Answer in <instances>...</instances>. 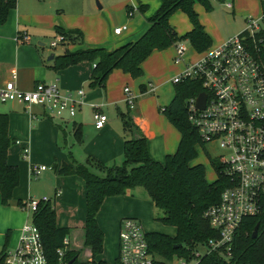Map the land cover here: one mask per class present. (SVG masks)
Listing matches in <instances>:
<instances>
[{
  "label": "crops",
  "instance_id": "1",
  "mask_svg": "<svg viewBox=\"0 0 264 264\" xmlns=\"http://www.w3.org/2000/svg\"><path fill=\"white\" fill-rule=\"evenodd\" d=\"M98 1L99 4L95 6L93 0H16V5L8 12L5 22L0 24V84L12 80L18 88L29 89L36 81L55 80L62 90L80 88L83 91L81 102L74 114L63 119L42 114L38 106H31L28 112L25 105L16 101H6L0 104V112L7 113L8 117L7 135L14 139L13 145L7 149L6 160L18 169V184L12 190L8 205L0 204V249L6 231H8L6 247L15 245L20 226L27 220L25 212L16 205V201L46 197L53 202L55 226L69 228V235L66 237L67 247L78 250L77 259L79 261L91 258L89 250L82 246V226L85 214L83 180L76 175H59L53 166L58 168L61 164H66L73 167L78 163H83L87 156H92L105 165H117L121 162L123 134L117 109H125L121 106L125 105L124 86H127L134 96V103L129 107V113L146 137V150L149 157L162 162L166 155L174 154L177 149L180 134L158 107L167 104L173 95L172 76L182 71L185 64L193 63L199 58L200 53H196L191 46V53L184 51L181 60L172 66L170 76L165 80L153 77V85L146 79L149 73L145 65L150 54L155 50L141 63L142 73L139 77L131 78L128 74L114 69L108 74L103 86L89 87L87 85L92 68V63L88 61H80L59 70H52L48 67L53 57L62 54L65 50L73 51L91 47L111 50L126 42L136 40L148 26L146 17L151 15L159 5V0ZM139 3L146 4L143 13L136 10ZM230 3L231 9H234L233 1ZM127 7L132 8L130 15L126 14ZM114 13L115 16L112 18L111 15ZM197 17L202 25L203 21L198 14ZM57 25L64 29L79 30L81 38L69 40L68 44H60L61 51L58 54H52V58L47 60L48 56L44 58L42 55L44 44L41 38L43 36L53 37L56 34L54 27ZM118 26H125V28L119 34H114L112 30ZM190 27L189 24V28L184 32ZM204 31L208 36L210 35L207 30L204 29ZM21 32L28 35V42L18 40V34ZM184 32L176 34L180 35ZM225 39L215 38L208 49L220 45ZM193 53L196 54L195 57L192 56ZM165 86H168V89L162 93ZM151 92L152 95L149 94ZM82 105L89 106L91 113L94 108L105 113L103 109H109L112 106L114 112L106 115V121L101 127L95 128L91 116L90 120L81 121L79 110ZM74 124H79L81 134L79 142L74 139ZM67 134L69 138L66 137ZM24 149L26 154L22 156ZM37 151H43L45 157L41 158L37 155ZM45 158L52 166H45L46 169L41 171L37 177H32L30 168L44 165L42 160ZM31 178L42 185L32 187ZM206 182L210 181L206 180ZM139 188L141 187H135L122 195L107 196L102 200L95 215L96 223L102 232V249L96 259L105 262L103 245L106 240V227L109 228L117 248L116 233L120 220L126 217L144 218V211L147 209L152 211L154 208L152 202ZM109 208H114L115 211L109 215L107 221L106 215ZM168 226L170 230L168 234L160 233L173 236L175 229L171 225ZM73 227L81 228L80 240H77V234L71 230ZM115 255L109 264L114 262ZM154 259L158 258L154 257ZM172 260L177 263H173ZM181 261L173 257L167 264H180Z\"/></svg>",
  "mask_w": 264,
  "mask_h": 264
},
{
  "label": "trees",
  "instance_id": "2",
  "mask_svg": "<svg viewBox=\"0 0 264 264\" xmlns=\"http://www.w3.org/2000/svg\"><path fill=\"white\" fill-rule=\"evenodd\" d=\"M197 2L205 10L210 9L208 0H159L158 7L146 17L148 23L145 31L134 41L126 42L111 50L103 47L79 48L65 50L53 57L48 66L59 70L80 61L92 63L87 85L103 86L108 74L120 70L131 78L141 75V63L153 50H163L177 42L187 41L191 48L200 53L211 45L208 34L198 21L193 4ZM16 5V0H0V24L6 20L7 14ZM146 4H138L137 12L143 13ZM181 11L187 18L190 29L183 34H176L168 23L169 16ZM132 8H126L130 15ZM54 31L68 40L81 38L77 29H64L60 25ZM244 32H241L242 34ZM253 55L264 65V28L247 40ZM257 48V51H256ZM142 86V85H141ZM202 89L199 80L185 78L173 82V95L167 104L159 106L160 112L178 130L180 137L177 149L172 155H166L162 162L151 159L146 150V137L130 116L129 106L117 109L121 122L123 142L122 160L117 165H105L92 156H87L83 163L73 167L61 164L53 169L59 175H76L84 183L85 214L82 226V245L90 252L94 264H104L96 257L102 249V232L95 215L102 200L107 196L122 195L135 187H141L152 202L154 208L161 211L160 222L171 225L175 229L173 236L164 233L145 232L148 250L158 259L153 264H167L173 257L184 261L194 259L193 264H264V219L247 217L241 221L231 239L228 250L221 244L209 250L210 241H217V232L211 229L203 216L205 209L217 202L221 190L227 185L223 166L216 160L210 163L216 173L213 181L206 182L203 165L189 162L195 157L194 144L202 145L198 134L187 118L185 99ZM161 107V108H160ZM7 113L0 112V204L8 205L12 190L18 184V169L6 160L7 149L14 139L7 135ZM74 139H81L79 124H74ZM93 167L95 171L88 167ZM25 201H16L22 207ZM53 202L38 201L35 210L30 214V221L36 227L41 240L47 264H58L55 250L64 248V259L70 264L84 261L77 259L78 250H72L62 243L68 237V227H57L54 223ZM257 225L255 236H251L252 228ZM8 231L4 234L0 254L6 247ZM205 251L198 254L197 248Z\"/></svg>",
  "mask_w": 264,
  "mask_h": 264
},
{
  "label": "built area",
  "instance_id": "3",
  "mask_svg": "<svg viewBox=\"0 0 264 264\" xmlns=\"http://www.w3.org/2000/svg\"><path fill=\"white\" fill-rule=\"evenodd\" d=\"M258 3L259 14L256 18L245 19V28L241 31L244 33L231 35L220 45L200 52L196 61L185 64L171 79L173 83L193 78L202 85L200 91L185 99L187 118L202 145L214 143L220 149L215 160L223 166L227 178L217 202L203 213L209 227L219 236L217 241H210L209 250L224 244L227 251L244 218L264 219V65L253 55L247 42L264 28V0ZM223 5L228 9L232 7L230 2ZM124 28L118 26L112 32L119 34ZM18 40L28 42L29 38L21 32ZM64 42L65 37L56 33L48 47ZM174 50V62H179L184 48L176 43ZM123 92L125 103L131 107L134 96L127 86L123 87ZM199 92L204 93L202 107L196 105ZM82 95L80 88L60 89L55 80L36 81L29 89L18 88L12 80L0 84V103L16 101L25 105L28 112L31 106H38L42 114L58 119L72 116ZM91 118L93 126L99 128L106 121V114L94 108ZM25 154L24 149L22 156ZM45 169L44 165L31 167L30 174L35 178ZM47 200L46 197L29 198L20 207L27 220L20 226L15 245L5 247L0 254V264H47L39 233L30 221L38 201ZM144 234L136 219L122 218L113 264H153L154 256L148 250ZM62 243L66 246V238ZM64 248L55 250L58 264H70L64 259ZM79 264L94 263L89 257Z\"/></svg>",
  "mask_w": 264,
  "mask_h": 264
},
{
  "label": "rangeland",
  "instance_id": "4",
  "mask_svg": "<svg viewBox=\"0 0 264 264\" xmlns=\"http://www.w3.org/2000/svg\"><path fill=\"white\" fill-rule=\"evenodd\" d=\"M93 1L95 6L99 4L98 0H93ZM143 1H147V0H143ZM230 1H233L234 9H228L224 7L223 3ZM208 2L210 4L209 10H205L203 6L197 2L194 3L193 8L199 15L200 19L203 21L202 25L204 26V29L207 30L211 35V36L209 35L211 40V45L214 42L215 38L225 39L228 36L235 35L241 32L245 28L244 20L247 16H250L252 18H256L258 16V3H257L258 0H208ZM111 16L112 18H114L115 13L114 15L112 14ZM169 24L176 33L184 32L185 30H187V28H189V23L185 15L179 10L172 13V15L169 18ZM51 38L52 37L50 36H43L41 38V42L44 44L42 47V55L44 56V58L47 57L49 54H58V52L61 51L60 45H56L53 48L48 47V43L51 40ZM34 42H36V40H34ZM68 43L69 40L65 38L64 44H68ZM180 44L183 46L184 51L186 53L191 51L190 45L187 43V41H181ZM174 55H175L174 45H171L163 50H155L153 53L150 54V57L147 60L145 66H146V71L149 73V76L146 79L149 80L152 85L154 84L153 77H158L162 80H165L167 77L170 76L172 66L175 64L173 59ZM192 56L195 57L196 54L193 53ZM175 75H177V73L174 74L173 76ZM166 89H168V86L163 87L162 93H164ZM149 94L152 95V92ZM121 106L123 107V109L125 108V105H121ZM103 110L106 113V115L108 114L110 115L113 114L114 107L113 106L112 108L109 107V109L104 108ZM79 113L82 122L90 120L91 109L89 106L82 105L81 109L79 110ZM66 137L69 138L68 134ZM194 150L196 155L191 160L190 164L192 165L199 163L203 165L205 172L204 174L205 179L210 182L213 181L216 176V173L210 161L215 160V158L219 156L220 149H218L217 145H215L214 143H206L205 145H199L198 143H195ZM37 155H39L41 158L45 157V153L43 151L42 152L37 151ZM46 155L48 156L49 154L47 153ZM46 160H47L46 158L43 159L42 164H44V166L46 167L47 166L51 167L52 166L50 165L51 163H48ZM88 168L96 172V169H94L93 167L89 166ZM49 171L50 170H47V172ZM31 180L33 182L32 187H34V185H36L35 187H40V185H42V183L34 181L33 178H31ZM139 190L142 191V193H145L142 190V188H139ZM114 211H115L114 208L113 209L111 208L108 211L106 215L107 221L109 215L112 214ZM143 216L144 218L142 217L140 219L139 218L136 219L140 222L141 228L144 232L150 230L164 232L167 234L170 232L169 226L162 224L158 220V218L162 216V213L159 209L152 208V211H149L147 209L146 211H144ZM71 230H73L74 234H77V240H80L81 228L73 227L71 228ZM112 237L113 236L112 234H110L109 228L106 227L105 229L106 240L103 245V257L105 258L104 264H109V262L112 260L113 255H115L116 253L115 240H113ZM204 251H205L204 247H198L197 251L195 252H197L198 254H202ZM172 262L177 263L175 260H172ZM193 263H194L193 258L186 262V264H193Z\"/></svg>",
  "mask_w": 264,
  "mask_h": 264
},
{
  "label": "water",
  "instance_id": "5",
  "mask_svg": "<svg viewBox=\"0 0 264 264\" xmlns=\"http://www.w3.org/2000/svg\"><path fill=\"white\" fill-rule=\"evenodd\" d=\"M52 58V54H49L48 57H47V60L51 59ZM203 101H204V93L203 92H199L197 94V97H196V105L198 107H202L203 106ZM256 231H257V225L255 224L252 228V233H251V236H255L256 234Z\"/></svg>",
  "mask_w": 264,
  "mask_h": 264
}]
</instances>
